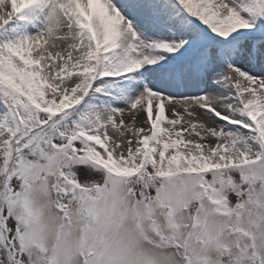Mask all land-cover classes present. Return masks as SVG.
I'll list each match as a JSON object with an SVG mask.
<instances>
[{
	"label": "snow or ice",
	"instance_id": "snow-or-ice-1",
	"mask_svg": "<svg viewBox=\"0 0 264 264\" xmlns=\"http://www.w3.org/2000/svg\"><path fill=\"white\" fill-rule=\"evenodd\" d=\"M0 264H264V0H0Z\"/></svg>",
	"mask_w": 264,
	"mask_h": 264
}]
</instances>
